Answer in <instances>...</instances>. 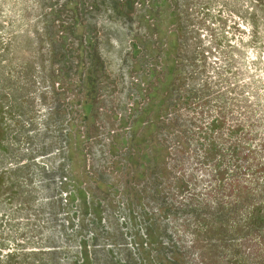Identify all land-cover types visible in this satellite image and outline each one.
<instances>
[{"label": "rangeland", "instance_id": "obj_1", "mask_svg": "<svg viewBox=\"0 0 264 264\" xmlns=\"http://www.w3.org/2000/svg\"><path fill=\"white\" fill-rule=\"evenodd\" d=\"M0 264H264V0H0Z\"/></svg>", "mask_w": 264, "mask_h": 264}, {"label": "trees", "instance_id": "obj_2", "mask_svg": "<svg viewBox=\"0 0 264 264\" xmlns=\"http://www.w3.org/2000/svg\"><path fill=\"white\" fill-rule=\"evenodd\" d=\"M216 176L219 177V178H221V177L223 176V172H221V171L216 172ZM236 187H237L238 189H241L239 185L236 186ZM232 189H233V188H232Z\"/></svg>", "mask_w": 264, "mask_h": 264}]
</instances>
